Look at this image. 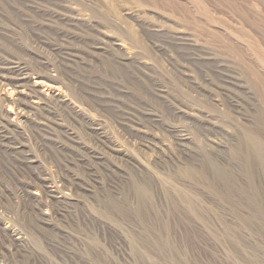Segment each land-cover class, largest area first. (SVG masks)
I'll list each match as a JSON object with an SVG mask.
<instances>
[{"label": "rangeland", "instance_id": "374dc122", "mask_svg": "<svg viewBox=\"0 0 264 264\" xmlns=\"http://www.w3.org/2000/svg\"><path fill=\"white\" fill-rule=\"evenodd\" d=\"M0 264H264V0H0Z\"/></svg>", "mask_w": 264, "mask_h": 264}, {"label": "bare ground", "instance_id": "6f19581e", "mask_svg": "<svg viewBox=\"0 0 264 264\" xmlns=\"http://www.w3.org/2000/svg\"><path fill=\"white\" fill-rule=\"evenodd\" d=\"M19 84H20V83H19ZM52 194H53V193H52ZM52 194H51V195H52ZM54 195H55V194H54ZM53 198H54V197H53Z\"/></svg>", "mask_w": 264, "mask_h": 264}]
</instances>
